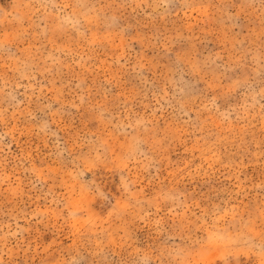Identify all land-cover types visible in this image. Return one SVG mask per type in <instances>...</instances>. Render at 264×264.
Listing matches in <instances>:
<instances>
[{
	"label": "rangeland",
	"instance_id": "374dc122",
	"mask_svg": "<svg viewBox=\"0 0 264 264\" xmlns=\"http://www.w3.org/2000/svg\"><path fill=\"white\" fill-rule=\"evenodd\" d=\"M0 264H264V0H0Z\"/></svg>",
	"mask_w": 264,
	"mask_h": 264
}]
</instances>
